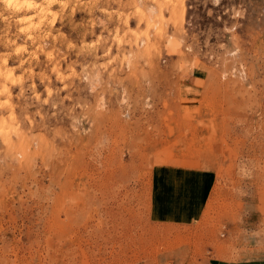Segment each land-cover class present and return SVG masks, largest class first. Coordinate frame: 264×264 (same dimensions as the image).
Returning <instances> with one entry per match:
<instances>
[{"label": "rangeland", "instance_id": "374dc122", "mask_svg": "<svg viewBox=\"0 0 264 264\" xmlns=\"http://www.w3.org/2000/svg\"><path fill=\"white\" fill-rule=\"evenodd\" d=\"M63 6L0 5V264H264V0Z\"/></svg>", "mask_w": 264, "mask_h": 264}, {"label": "bare ground", "instance_id": "6f19581e", "mask_svg": "<svg viewBox=\"0 0 264 264\" xmlns=\"http://www.w3.org/2000/svg\"><path fill=\"white\" fill-rule=\"evenodd\" d=\"M67 1L68 0H0V5L6 12L17 14L16 20L20 24V29L30 34L41 25L48 22V20L54 18L53 8L55 6H65ZM8 78L7 80H9Z\"/></svg>", "mask_w": 264, "mask_h": 264}]
</instances>
